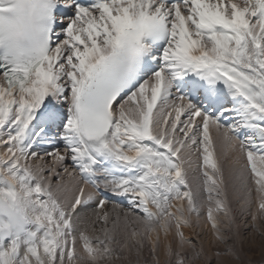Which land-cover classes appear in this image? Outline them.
Listing matches in <instances>:
<instances>
[{
	"label": "snow or ice",
	"instance_id": "6c2138e0",
	"mask_svg": "<svg viewBox=\"0 0 264 264\" xmlns=\"http://www.w3.org/2000/svg\"><path fill=\"white\" fill-rule=\"evenodd\" d=\"M258 233L264 0H0V264H264Z\"/></svg>",
	"mask_w": 264,
	"mask_h": 264
},
{
	"label": "rangeland",
	"instance_id": "374dc122",
	"mask_svg": "<svg viewBox=\"0 0 264 264\" xmlns=\"http://www.w3.org/2000/svg\"><path fill=\"white\" fill-rule=\"evenodd\" d=\"M249 220H250V217H249ZM251 231V227L249 225V227L247 228L246 232H250ZM205 246L206 248H209V251H210V255H211V259H210V264H216V258H215V255H214V252H215V248L211 246L210 244V240H211V235L209 234L208 236H206L205 238ZM256 242L258 245L260 246H264V234H256ZM249 259H251L253 261V264H257V262H259L262 257H261V249L258 248L257 249V252L255 255H251L249 257Z\"/></svg>",
	"mask_w": 264,
	"mask_h": 264
},
{
	"label": "bare ground",
	"instance_id": "6f19581e",
	"mask_svg": "<svg viewBox=\"0 0 264 264\" xmlns=\"http://www.w3.org/2000/svg\"><path fill=\"white\" fill-rule=\"evenodd\" d=\"M264 243V242H263Z\"/></svg>",
	"mask_w": 264,
	"mask_h": 264
}]
</instances>
